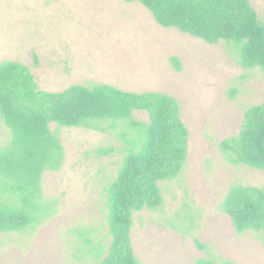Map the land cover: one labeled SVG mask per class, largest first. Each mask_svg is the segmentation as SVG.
Listing matches in <instances>:
<instances>
[{
    "label": "rangeland",
    "instance_id": "obj_1",
    "mask_svg": "<svg viewBox=\"0 0 264 264\" xmlns=\"http://www.w3.org/2000/svg\"><path fill=\"white\" fill-rule=\"evenodd\" d=\"M249 1L264 21V0ZM5 60L29 66L47 91L110 83L178 100L189 130L187 160L160 183L162 204L134 213L139 264H264V230L238 232L223 209L231 188L264 187V170L231 161L221 147L240 132L247 109L264 102V70L243 66L234 44L164 27L138 1L0 0ZM50 128L65 155L60 169L42 177L50 213L34 228L0 231V264H94L108 253L105 189L120 166L122 143L115 131L55 122ZM10 138L0 118V149ZM110 146L116 150L100 152Z\"/></svg>",
    "mask_w": 264,
    "mask_h": 264
},
{
    "label": "trees",
    "instance_id": "obj_2",
    "mask_svg": "<svg viewBox=\"0 0 264 264\" xmlns=\"http://www.w3.org/2000/svg\"><path fill=\"white\" fill-rule=\"evenodd\" d=\"M126 1L140 2L164 27L211 44L232 43L243 66L264 70V21L249 0ZM172 61L180 67L178 58ZM135 112H145L148 119ZM0 118L11 133L0 149V231L34 228L50 213L42 177L46 170L60 169L65 158L52 122L115 131L122 156L105 189L111 241L106 256L94 264H139L132 241L134 213L158 208L163 200L160 183L176 177L187 160L189 130L178 100L167 93L129 91L110 83L47 91L39 87L29 66L5 60L0 62ZM221 147L231 161L264 170V102L247 109L240 132L224 139ZM115 150L110 146L100 152ZM223 209L238 232L264 230V187L231 188Z\"/></svg>",
    "mask_w": 264,
    "mask_h": 264
}]
</instances>
